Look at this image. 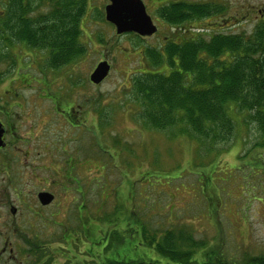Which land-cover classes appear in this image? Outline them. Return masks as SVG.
<instances>
[{"label": "rangeland", "instance_id": "374dc122", "mask_svg": "<svg viewBox=\"0 0 264 264\" xmlns=\"http://www.w3.org/2000/svg\"><path fill=\"white\" fill-rule=\"evenodd\" d=\"M107 2L85 0L78 40L86 50L74 60L53 68L48 66L51 50L23 44L13 45L8 59L0 60V77L9 76L13 58L18 62L12 84L27 112L19 133L25 134L41 117L42 143L58 146L62 160L66 158L63 147L75 159L76 209L54 213L51 226L56 227V235L67 242L75 240L76 264H98L97 256L91 255L103 252L105 242L100 237L128 222L139 232L122 245L128 248L122 258L136 256L168 264L154 248L142 244L138 218L148 228L159 230V236L162 229L185 226L190 230L186 235L193 233L207 244L220 242L217 253L228 264L264 255V169L254 166L259 155L264 157V146L257 144L261 137L255 123L247 120V113L236 115L231 140L210 145L209 150L200 149L191 135L179 133L180 127L155 130L143 126V105L135 81L141 73L170 72L164 63L150 62L147 52L161 47L157 43L165 41L162 36L168 35L171 26L163 25L161 37L118 35L105 19ZM188 2L209 4L218 11L199 21L207 38L211 32L249 35L258 24L243 16L254 15L253 6L261 0ZM154 7L150 3L151 11ZM48 10L45 4L44 12ZM162 10L152 14L158 18ZM104 59L112 66L109 77L89 86L85 74ZM34 111L32 119L29 113ZM62 113L70 115V120ZM130 216L131 220L125 219ZM118 222L123 226L116 228ZM58 243L63 245L62 240Z\"/></svg>", "mask_w": 264, "mask_h": 264}, {"label": "trees", "instance_id": "16d2710c", "mask_svg": "<svg viewBox=\"0 0 264 264\" xmlns=\"http://www.w3.org/2000/svg\"><path fill=\"white\" fill-rule=\"evenodd\" d=\"M55 1L52 0L48 15L38 19L30 16V11L37 6L14 4L11 26L4 23L0 28V60L6 61L16 44L51 50L48 66L53 68L84 54L86 48L78 40V26L87 1L85 5V0H60L58 8ZM192 5L189 3L190 10ZM210 8L209 4H200L195 7V15L203 19L218 12ZM155 50H148L147 59L161 65L165 55L160 49ZM164 52L170 57H181L182 71L145 72L135 81L143 105L140 115L143 126L155 130L180 127L179 133L191 135L201 145L200 149L205 146L209 150L210 145L229 142L236 129L235 116L247 113V120L250 118L255 123L261 137L257 144L264 146L263 22L249 35L202 36L195 42L188 40L184 46H166ZM17 63L13 58L9 76L3 73L0 80L12 83L11 75L15 74ZM172 65L174 69L175 63ZM258 159L261 160L257 162ZM258 159L254 166L264 169V157L259 155ZM138 222L142 244L154 248L169 260L168 264H228L223 255L217 253L220 242L207 244L194 238L193 233L186 235L190 230L185 226L162 229L160 232L164 233L159 236V230L148 228L139 218ZM119 225L121 222L116 223V228ZM138 232L128 222L106 233L105 237H100L105 242L103 252L92 256H97L98 264L101 259L102 264H163L157 259L122 258L128 249L122 245ZM242 264H264V255L246 258Z\"/></svg>", "mask_w": 264, "mask_h": 264}, {"label": "flooded vegetation", "instance_id": "af4514ba", "mask_svg": "<svg viewBox=\"0 0 264 264\" xmlns=\"http://www.w3.org/2000/svg\"><path fill=\"white\" fill-rule=\"evenodd\" d=\"M58 1L60 0L55 1L56 8L59 6ZM141 1L158 29L153 36L141 38L158 37L164 24L171 26L167 30L168 35L162 36L165 41L157 43L162 52L166 46H184L188 40L195 42L204 35V28L199 24L202 17L195 15V7L200 5L199 3H193L190 10L188 0ZM18 2L23 6H37L38 8L30 11V16L37 19L48 15V12H44L45 4L49 9L52 5V0H0V28L4 23L11 26L9 21L12 19V9ZM150 3L156 6L153 11L149 8ZM108 4L109 1L105 7ZM158 8L163 10L157 18L152 13ZM253 8L255 14H248L243 18L264 23V0ZM38 11L40 13H37ZM85 14L86 11L82 16ZM159 22H162V25ZM7 29L6 27V31ZM215 34L217 33L211 32L207 36ZM173 62L174 69L170 67ZM181 62L179 55L170 57L165 53L164 65L170 70L168 74L182 71ZM92 72L85 74V81L88 82L89 79V86H92ZM20 95L10 81L0 80V264H76L75 240L69 239L67 242L62 239V235L57 236L56 227L51 226L54 213H60L62 210L67 212L68 208L71 212L76 209V191L72 187L76 183L72 181L76 180V163H73L75 159L73 155H67V150L63 147L66 158L62 160L58 146L42 143L39 133L43 130L44 122L41 117L39 120L36 117L34 126L28 125L25 134L19 133L21 124L26 121H22L23 117L27 114L24 103H19L22 99ZM36 113L34 111L29 115L34 119ZM38 114L42 115L41 112ZM62 114L70 120V115ZM43 193L51 195V202L45 204L42 201ZM71 203L73 207L70 206ZM61 240L63 245L58 243ZM85 252L92 254L88 249H85ZM102 262L103 259L100 264Z\"/></svg>", "mask_w": 264, "mask_h": 264}, {"label": "water", "instance_id": "95a60500", "mask_svg": "<svg viewBox=\"0 0 264 264\" xmlns=\"http://www.w3.org/2000/svg\"><path fill=\"white\" fill-rule=\"evenodd\" d=\"M112 4L106 7V18L117 28L118 34L136 32L143 36H151L157 28L141 0H110ZM111 66L107 60L100 62L91 75L94 84H101L109 75ZM49 193L41 194L45 204L51 202Z\"/></svg>", "mask_w": 264, "mask_h": 264}]
</instances>
